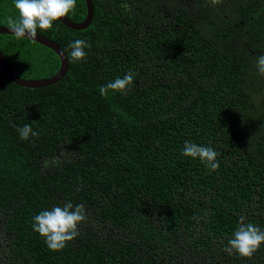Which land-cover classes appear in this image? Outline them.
I'll return each instance as SVG.
<instances>
[{
  "label": "trees",
  "instance_id": "1",
  "mask_svg": "<svg viewBox=\"0 0 264 264\" xmlns=\"http://www.w3.org/2000/svg\"><path fill=\"white\" fill-rule=\"evenodd\" d=\"M92 4L88 28L37 32L67 55L58 83L23 88L0 70V264H264V245L251 259L223 250L241 218L264 231V0ZM17 15L0 0V25ZM85 15L76 0L67 17ZM77 39L90 47L70 63ZM0 51L23 79L59 69L27 38L0 34ZM130 70L127 95H100ZM28 123L39 135L22 141ZM186 141L213 148L219 169L183 156ZM67 202L87 219L53 252L33 217Z\"/></svg>",
  "mask_w": 264,
  "mask_h": 264
},
{
  "label": "clouds",
  "instance_id": "2",
  "mask_svg": "<svg viewBox=\"0 0 264 264\" xmlns=\"http://www.w3.org/2000/svg\"><path fill=\"white\" fill-rule=\"evenodd\" d=\"M210 5L218 6L222 0H209ZM14 8L18 15L7 18L8 29L19 40L28 37L32 40L37 36L38 30H51L54 23L62 18L74 14L76 0H13ZM86 47H90L82 39L69 43L70 63L85 60ZM257 71L264 76V55H260L256 61ZM134 82V73L130 70L126 75L115 78L99 88L100 95L108 98L109 93L127 95ZM20 139L28 140L36 137L38 132L33 131L32 124H25L17 128ZM182 155L193 159H199L210 171L215 172L220 164L217 160L219 155L211 147H203L194 142L186 141L182 149ZM48 166V162H45ZM87 219L85 208L82 204L73 205L71 202L63 206H53L51 210L41 211L33 217V230L45 241L49 250L59 252L65 249L79 235V225ZM264 245V231L251 223H244L243 218L238 228L229 239L224 251L229 255L237 254L240 258L251 257Z\"/></svg>",
  "mask_w": 264,
  "mask_h": 264
},
{
  "label": "water",
  "instance_id": "3",
  "mask_svg": "<svg viewBox=\"0 0 264 264\" xmlns=\"http://www.w3.org/2000/svg\"><path fill=\"white\" fill-rule=\"evenodd\" d=\"M86 7V15L85 18L81 22H74L70 20L68 17L62 18L59 22L63 24L65 27H68L75 31L84 30L89 27L94 17V8L92 4V0H84ZM0 34H8L13 35L8 26L0 25ZM30 39L28 37H25ZM32 40V39H30ZM50 50H52L59 59V69L58 71L48 78L43 79H23L16 75L10 68L5 56L0 51V70L1 72L15 85L28 88V89H36V88H44L58 83L68 72L69 70V61L64 50L54 41L49 38L37 33V36L34 40H32Z\"/></svg>",
  "mask_w": 264,
  "mask_h": 264
},
{
  "label": "rangeland",
  "instance_id": "4",
  "mask_svg": "<svg viewBox=\"0 0 264 264\" xmlns=\"http://www.w3.org/2000/svg\"><path fill=\"white\" fill-rule=\"evenodd\" d=\"M15 12H16V10H15ZM43 163L45 164V161H43ZM53 164H55V159H52V163L50 165H53ZM0 239L5 240V235L4 236L2 235L1 227H0Z\"/></svg>",
  "mask_w": 264,
  "mask_h": 264
}]
</instances>
